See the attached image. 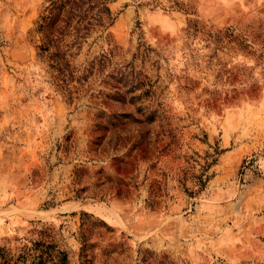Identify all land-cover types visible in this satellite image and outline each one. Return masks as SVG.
<instances>
[{
    "label": "rangeland",
    "instance_id": "1",
    "mask_svg": "<svg viewBox=\"0 0 264 264\" xmlns=\"http://www.w3.org/2000/svg\"><path fill=\"white\" fill-rule=\"evenodd\" d=\"M46 4L0 0V248L264 264V0H108L67 66L35 48Z\"/></svg>",
    "mask_w": 264,
    "mask_h": 264
},
{
    "label": "trees",
    "instance_id": "2",
    "mask_svg": "<svg viewBox=\"0 0 264 264\" xmlns=\"http://www.w3.org/2000/svg\"><path fill=\"white\" fill-rule=\"evenodd\" d=\"M47 2L34 20L32 32L38 34L35 48L50 64L67 66L65 52L60 50L63 35L73 34L75 40L96 28L107 27L112 21L108 0H45ZM79 34V35H78ZM58 70V69H57ZM0 248V264H66V253L54 249L49 242L35 240L23 246L15 260Z\"/></svg>",
    "mask_w": 264,
    "mask_h": 264
}]
</instances>
